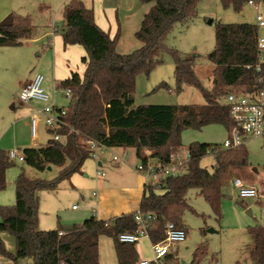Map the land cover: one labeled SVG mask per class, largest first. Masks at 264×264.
Returning <instances> with one entry per match:
<instances>
[{
	"label": "trees",
	"instance_id": "obj_1",
	"mask_svg": "<svg viewBox=\"0 0 264 264\" xmlns=\"http://www.w3.org/2000/svg\"><path fill=\"white\" fill-rule=\"evenodd\" d=\"M201 0H142L153 3L144 16L136 38L143 46L126 55L117 53V35L111 39L95 23L94 11L80 0H72L64 10L63 39L65 46L80 45L86 51L82 62L86 70L81 77L74 73L61 84L70 89L71 100L64 126L57 132L65 144L49 140L40 148L22 150L25 163L39 171L50 166H67L53 181L30 180L24 173L15 182L16 203L12 207L0 206V233L8 232L16 239V255L8 253L0 238V256L11 258L15 264L24 260L30 264H99L101 237L114 240L119 264H140L135 244H124L118 236L135 228V213L124 214L109 221L92 216L81 224H59L57 229L40 230L39 192L55 191L61 181L82 171L91 158L92 150L85 141H96L108 149H134L141 161H146L145 151L153 157L169 161L182 146V134L186 130L201 131L211 125H219L229 131L233 122L229 108L222 99L237 87L252 92L260 87L258 59V27L252 24H222L216 26V47L210 55L215 66L212 89L203 88L195 72L192 60L177 51H171L175 63L178 90L185 84L199 88L204 105H142L135 106L137 77L149 75L161 64V55L167 51L164 42L176 23H187L195 18L196 5ZM250 0H221L223 7L243 11ZM264 2V0H256ZM33 26L27 17L15 13L0 23V47L23 46L33 34ZM264 73V65L262 66ZM171 91V90H170ZM217 145L192 143L188 147L190 159L187 170L178 177H169L161 185L147 187L140 205L143 213L155 214L150 230V240L157 243L165 238L164 230L170 222L185 229L183 211L189 208L186 194L199 189L218 217H221L222 200L235 176L233 169L248 165L245 147L218 150ZM213 152V172L203 169L201 160ZM8 153L0 150V192L8 186L6 172L10 168ZM63 233V235H60ZM256 238L252 253L255 264H264V228L251 230ZM199 253L191 264H200ZM173 261L172 256L166 257Z\"/></svg>",
	"mask_w": 264,
	"mask_h": 264
},
{
	"label": "rangeland",
	"instance_id": "obj_2",
	"mask_svg": "<svg viewBox=\"0 0 264 264\" xmlns=\"http://www.w3.org/2000/svg\"><path fill=\"white\" fill-rule=\"evenodd\" d=\"M72 0H19V6L15 14H20L29 18L34 28L33 39L23 46L0 47V61L2 65L11 67L12 62L21 61V67L15 65L9 77L0 78V150L8 153L11 150L22 152L26 143L30 140V132L23 128L26 109L32 111L42 109L44 104L37 101L30 104L24 103L21 91L18 89V75H29L30 72L46 68L52 65L51 59L45 56L47 51L54 46L44 48V39L38 40L45 32L52 31L49 24L54 23L56 28L62 29L64 26V10ZM82 1V0H81ZM85 4H91L92 0H84ZM142 0L134 1L133 8L136 11L144 9ZM258 9L250 7L248 4L243 11L237 13L232 7H223L221 0H201L196 5V15L187 23H176L166 41L164 42L165 51L161 55V64L155 67L149 75L140 74L136 81L135 106L142 105H204L205 99L199 88L185 84L178 90L175 78V63L171 51H177L184 58L192 60L195 64V72L203 88L212 89L213 70L215 66L210 61V55L216 47L215 32L216 26L222 24H252L257 26L256 16L259 13L264 18V2H258ZM18 5V4H17ZM50 9L46 11V9ZM124 10V6L121 7ZM47 9V10H48ZM142 16V15H141ZM135 17V16H134ZM144 17V16H143ZM143 18H139L133 23L135 31L139 29ZM212 21L210 24L209 22ZM137 22V23H136ZM130 24V29L133 26ZM260 38H264V27L257 28ZM135 31L131 35H126L124 48L129 54L134 52L131 48L136 44L137 38ZM46 41V39H45ZM47 42V41H46ZM30 51V59H23L18 53L20 51ZM15 54V56H12ZM37 53H42L41 57ZM27 58V56H26ZM26 62V63H25ZM16 63V62H15ZM45 67V68H44ZM8 73V72H7ZM22 90V89H21ZM171 90V91H170ZM235 91H243L237 87ZM59 93H62L59 91ZM14 95L13 101L10 96ZM65 103L67 101L64 99ZM224 104V99H222ZM15 104L16 109H13ZM41 142L47 145L52 135L45 127V119L41 117ZM228 137L225 128L219 125H211L201 131L186 130L182 134V146L178 151L186 153L192 143H208L217 145L219 150ZM248 154V165L233 169L235 179H241L246 185L256 187L264 191V140L251 139L245 143ZM104 158L108 159L106 165L101 169L108 177L97 176L98 161L90 158L86 161L83 170L75 174L71 179L63 180L59 183L55 191L39 192L40 218H45L48 222L58 221L56 207L66 215H80L90 212L89 206H94L92 198L94 192H98L102 183L106 180L114 179L112 188L115 195L125 196V186L115 183L120 177L127 178L128 172L118 173L110 170L112 158L116 152L106 150ZM118 156V155H117ZM10 168L6 172L8 186L0 192V206L12 207L16 203L15 182L20 174L24 173L30 180L53 181L59 177L67 163L62 166H50L45 171H39L28 166L25 162L9 161ZM122 169L128 164L119 162ZM137 164L133 160L132 169ZM117 165V164H115ZM203 169L213 172L215 159L213 152H209L200 163ZM128 166V165H127ZM116 173V174H115ZM123 173V174H122ZM189 208L183 211L182 223L187 231V239L184 242L173 244L170 253L173 261L165 260V264H191L195 254L199 253L200 264H255L252 260V253L256 246V238L251 233L252 229L264 228V193L260 199H239L238 193L232 186L225 190L222 200L221 217H218L210 204L202 196L199 189H190L186 194ZM73 206H79L80 210L72 212ZM79 209V208H78ZM77 210V209H76ZM250 211V213H247ZM89 217V218H90ZM72 225V224H70ZM53 230V229H49ZM47 231V230H46ZM146 243L145 246L143 243ZM143 256L145 260H153L152 244L149 240H144ZM30 264V263H29Z\"/></svg>",
	"mask_w": 264,
	"mask_h": 264
},
{
	"label": "crops",
	"instance_id": "obj_3",
	"mask_svg": "<svg viewBox=\"0 0 264 264\" xmlns=\"http://www.w3.org/2000/svg\"><path fill=\"white\" fill-rule=\"evenodd\" d=\"M81 1V0H80ZM90 1V0H89ZM134 1L137 2L138 0H92L91 4H85L84 0L82 2L87 8H91L94 11V20L96 25L109 34L111 39H114L117 35L119 36V40L116 46L117 53L121 55H126L127 52L124 48L125 47V40L124 38L126 35H131L135 31L133 23L140 17L144 19L143 16H145L150 9L153 6V3H142L145 6L144 9H141L140 11H136L135 8H133ZM18 4V5H17ZM19 6V0H0V23L10 14L15 13ZM122 6H124V10H121ZM48 9V8H47ZM46 11H49L48 9ZM20 14H25L24 12L19 11ZM18 14V15H20ZM142 15V16H141ZM22 16V15H20ZM135 16V17H134ZM24 17V16H22ZM137 23V22H136ZM53 24H49V26L52 28V31L45 32L38 40L44 39V48L54 46L51 50L47 51L45 53V56L49 57L51 59L52 65L50 68L44 69V71L39 70L38 73L30 72L29 75H18V89H22L24 85L29 83L36 74H42L44 76V83L43 87L45 91L50 95L51 100H54L56 105L58 107H67L69 102L65 103L64 101V94L63 89L61 88V84L64 83L66 80L70 79L74 73H78L81 77H83V74L86 70V64L82 62V59L86 56L85 49L80 45H70L65 46L64 39H63V29L62 34L61 29L57 28L56 32L53 30ZM130 24H132V28L130 29ZM142 24V23H141ZM141 26H139L140 29ZM64 28V26H63ZM139 29L136 28L135 33ZM33 36L31 39L26 42L29 43L30 41H36L37 39H33ZM137 43L133 44L131 48L134 49V51L140 49L143 44L137 39ZM25 43V44H26ZM30 51L27 49V51H20L18 55H20L23 59L29 60V54ZM131 53V52H130ZM129 53V54H130ZM12 56H15V54H12ZM42 53H37L38 57H41ZM27 56V58H26ZM12 62L13 65L11 67H7L5 64L2 65L0 61V78H6L10 75L9 72L13 69H15V65L23 66L24 63H21V61H14V59L9 60ZM16 62V63H15ZM26 63V62H25ZM45 68V67H44ZM8 72V73H7ZM59 84L60 88L55 91V85ZM62 92V93H59ZM12 95V94H11ZM14 95L10 96V98L14 100ZM13 109H16L15 104H13ZM34 112L31 108L26 109L25 113V121L23 124V128H26V132H30V140L25 144L27 148H40L44 145L40 144L41 142V126L39 128V134L38 139H33L31 135V114ZM228 132V131H227ZM110 152H116L117 155L121 158V162L128 163L124 169L120 166V161H112L115 162V164H112V167L110 170L113 172H128L127 178L120 177L115 183H120L125 186V196L121 195H115L112 184H114V179L106 180L104 183H102L101 189H99L96 193V197L92 196L94 199V206H89L90 211L95 208V215L98 220L101 221H109L114 218L120 217L124 214L128 213H135L138 210H140V205L143 197L146 193V187H145V180L142 175L138 174L135 171L136 166L140 163V160L136 156V152L134 149H109ZM126 152L129 154L126 156L124 154ZM133 160H137V164L134 165V170L132 169V166L130 167V164H132ZM108 162L107 158H104V155L101 156V163H98V167L102 165V168L106 165ZM86 163V162H85ZM85 166V164H84ZM83 166V167H84ZM83 170V168H82ZM115 173V174H116ZM121 173V172H120ZM78 174V173H77ZM123 174V173H122ZM74 176V175H73ZM72 176V177H73ZM71 177V178H72ZM105 177H108L106 175ZM232 186V185H231ZM251 186V185H250ZM233 187V186H232ZM1 196V195H0ZM1 205V204H0ZM73 210L72 212L78 211ZM40 211V207H39ZM57 214H58V221L51 220L48 222L45 218H40V212H39V224L38 227L40 230L43 231H50L49 229H57L59 224L63 225H70V224H81L86 219H88L91 216L90 212H86L80 215H66L63 213V211L59 210L58 207H56ZM250 213V211H247ZM186 230V229H185ZM187 232V231H186ZM0 238L5 243L7 251L12 256L16 255V239L13 235H11L8 232H1ZM144 240H149V242L152 244L150 239H142L139 242L136 243V249L138 251L140 260L143 261L146 258L143 256V247L145 246V242L143 243L144 246H142V242ZM172 256L171 253L167 256ZM25 261V260H24ZM27 264L29 262L25 261ZM0 264H15L14 260L7 257L0 256ZM99 264H119V260L117 257V253L115 250V243L114 240L109 237H101L99 241Z\"/></svg>",
	"mask_w": 264,
	"mask_h": 264
},
{
	"label": "built area",
	"instance_id": "obj_4",
	"mask_svg": "<svg viewBox=\"0 0 264 264\" xmlns=\"http://www.w3.org/2000/svg\"><path fill=\"white\" fill-rule=\"evenodd\" d=\"M256 0L248 1V5L258 9ZM257 27H264V18L259 13L256 16ZM56 26L53 24V30L56 32ZM258 59L257 72L261 74L259 77L260 87L252 92L232 91L224 97V104L229 108L230 117L233 122L232 128L228 131V137L222 144L223 150H233L240 147H245V143L251 139L264 140V73L262 66L264 65V38L258 39ZM44 76L36 74L35 77L22 87L20 99L30 104L39 102L44 104L42 109H36L31 114V135L33 139H38L41 117L45 119V127L52 135V139L56 142L65 144L64 137L57 132L65 124L62 118L66 115L67 107H58L54 100H51L50 95L43 87ZM60 88L59 84L55 85V91ZM64 99L70 102L72 93L70 89L63 90ZM91 148V158H94L101 163V156L104 151L109 150L100 145L96 141H85ZM216 149L215 151H218ZM126 156V152H124ZM11 161L17 160L22 163L26 161L25 156L19 150H11L8 152ZM146 161H141L136 166L135 171L142 175L145 180V187L161 185L162 181L169 177H178L184 174L187 170L190 153H180V151L172 154L169 161H162L153 157L150 150L145 151ZM113 161H120L121 158L114 155ZM102 165L97 169V176L105 177V173L101 170ZM233 189L238 193L239 199H260L264 191L258 190L254 186L246 185L241 179H235L232 183ZM96 197V193H93ZM79 206H73V209H78ZM96 209H93L95 215ZM156 220L155 214L143 213L138 210L135 213V228L132 232H125L118 236V241L124 244H135L142 239H150V230ZM165 238L157 243H152L153 260H143L140 264H165L166 257L170 253V248L173 244L184 242L187 239L185 229L178 228L174 223L170 222L164 230ZM63 235V233H60ZM21 264H27L25 261ZM61 264H65L62 262Z\"/></svg>",
	"mask_w": 264,
	"mask_h": 264
},
{
	"label": "water",
	"instance_id": "obj_5",
	"mask_svg": "<svg viewBox=\"0 0 264 264\" xmlns=\"http://www.w3.org/2000/svg\"><path fill=\"white\" fill-rule=\"evenodd\" d=\"M209 23L211 24V23H212V21H210ZM247 213H249V212H247Z\"/></svg>",
	"mask_w": 264,
	"mask_h": 264
}]
</instances>
